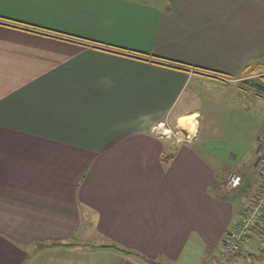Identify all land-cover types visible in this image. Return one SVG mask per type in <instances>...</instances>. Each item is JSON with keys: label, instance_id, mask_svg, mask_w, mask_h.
I'll use <instances>...</instances> for the list:
<instances>
[{"label": "crops", "instance_id": "crops-1", "mask_svg": "<svg viewBox=\"0 0 264 264\" xmlns=\"http://www.w3.org/2000/svg\"><path fill=\"white\" fill-rule=\"evenodd\" d=\"M262 75L264 0H0V264H210L262 187L264 121L229 164L200 120L249 111ZM261 230L228 264H264Z\"/></svg>", "mask_w": 264, "mask_h": 264}, {"label": "rangeland", "instance_id": "rangeland-1", "mask_svg": "<svg viewBox=\"0 0 264 264\" xmlns=\"http://www.w3.org/2000/svg\"><path fill=\"white\" fill-rule=\"evenodd\" d=\"M240 85H241V89H247V90L249 89V86L247 84H242V82H240ZM206 89L209 92L210 101H213V95L215 94V92L219 91L221 88H220V84L214 85V84L208 83ZM212 91H214V92H212ZM210 94H211V96H210ZM233 105H232V107L234 109H237V107L233 106ZM235 105H238V104H235ZM183 106L189 107L188 109H193V108L202 109L201 104L198 101L197 102L192 101V102H189ZM204 114L205 113L203 112V118L200 120L202 123L201 132H203L205 134V132H207L209 130L210 127H208V124L210 125V122L214 123V129H215L214 136H213L215 141L213 144L207 145L208 153L211 156L216 155V153H217V154H219L225 158L226 163L232 164V163H234V160H236L234 155H232V154L237 153V151H238L237 149H240V145L238 144V142L243 137H245V135L247 136L248 130L250 129V128L248 129V127H251V128L252 127H255V128L259 127L264 121V98L257 97L255 105H253V107H251V109L249 111H248V109H246V111H244V109L242 107H239V111H235L233 113V116L229 119H227L226 117H221L219 119L210 120V119H207L206 117H204ZM191 119H195L194 124L196 127V118L195 117L187 118V119L183 120L182 122L189 121ZM182 122H180V123H182ZM191 123H193V122H191ZM166 128H169V127L168 126L165 128L162 127V129H160L161 135L163 134V132H165ZM187 132H189L190 134L193 133L189 129H183L182 127H180V124L178 123L177 127L175 129L173 128V131L166 132L165 134L170 136V137H173L175 135L177 138H181V135H182L183 138H186V135H188ZM218 135H220V137H221L219 141H217ZM226 136L228 137V139L224 141V139H226ZM254 146H255V143H254ZM243 154H248L243 159L245 161H248L249 163H251V161L253 160V148H251L249 153L244 152ZM210 161H211V159H210ZM211 162H213V161H211ZM248 162H246V164H248ZM236 163H237V161H236ZM255 171H256V169H255ZM253 172L254 171H252L251 180H250L251 185H254V183L258 181V178H257L258 173L256 174V172H254V173ZM232 173H235V172H232ZM241 176H242V183H243V175L241 174ZM261 181H262V179H261ZM247 188H248V186H247V184H245V186H243V187L240 186L237 190L230 191L226 188V185L224 184L223 191H225V193L229 195V199L230 198H233V199L237 198V200L239 201L237 203H240V204H238V205H240V208H241L240 210L243 211L248 206L251 195L253 194V190H252L253 186L251 188H249L248 191H247ZM242 190H244V191H242ZM245 190L248 192V194H246L247 196L245 195ZM245 196H246V198H245ZM261 239H262V241H264V234H263V237H261ZM252 245H255V248H253ZM242 247H243V245H242ZM263 248H264V243H259V240L257 238H255L254 241H251L247 244L243 254L245 256H247L248 253H250V252L257 253L258 250L263 249ZM221 250H222V248H221ZM221 250H220V252H221ZM239 252L236 254H239ZM219 253L213 258V260L218 257ZM236 254H234V255H236ZM233 256H231V258L228 260L227 264L230 262V260L233 258ZM213 260H211V262ZM211 262H210V264H211Z\"/></svg>", "mask_w": 264, "mask_h": 264}, {"label": "built area", "instance_id": "built-area-1", "mask_svg": "<svg viewBox=\"0 0 264 264\" xmlns=\"http://www.w3.org/2000/svg\"><path fill=\"white\" fill-rule=\"evenodd\" d=\"M255 169L262 179V187L256 196L255 205L247 209L235 228L226 233L222 250L211 264H227L231 256L241 251L245 239L264 219V127L258 135ZM241 184L242 176L236 172L230 173L225 182L226 188L230 191L237 190Z\"/></svg>", "mask_w": 264, "mask_h": 264}, {"label": "trees", "instance_id": "trees-1", "mask_svg": "<svg viewBox=\"0 0 264 264\" xmlns=\"http://www.w3.org/2000/svg\"><path fill=\"white\" fill-rule=\"evenodd\" d=\"M99 49H102V48H99ZM103 50H105V49H103ZM107 51H109V50H107ZM159 64L164 65V66L169 67V68H173V69H181L182 68L181 64L173 62V61H168V60L159 61ZM257 73L261 74V73H263V71L258 70ZM246 84L250 88L254 89L259 97L264 98V75H262V76H260V77H258L256 79H253V80H250V81H246ZM172 159H173V155L169 154V155H167L166 157L163 158V163L165 165H168L171 162ZM225 195H227V194L225 193ZM255 201H256V198L253 200L254 205H255ZM254 205H253V207H254ZM263 228H264V219L261 221V224L252 231V233L254 235H256L257 232L263 231V230H261ZM127 253L130 254L129 252H127ZM138 257H140V259H142L145 262V264H158V263H156V262H154L152 260H149L147 258H144V257H141V256H138Z\"/></svg>", "mask_w": 264, "mask_h": 264}, {"label": "bare ground", "instance_id": "bare-ground-1", "mask_svg": "<svg viewBox=\"0 0 264 264\" xmlns=\"http://www.w3.org/2000/svg\"><path fill=\"white\" fill-rule=\"evenodd\" d=\"M182 128H183V129H189V130H191L192 132H193L194 129H195L194 126H183ZM167 132H169V131H167ZM191 137H192V136H191Z\"/></svg>", "mask_w": 264, "mask_h": 264}]
</instances>
